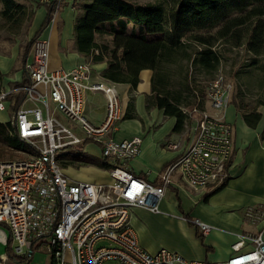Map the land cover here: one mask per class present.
<instances>
[{
  "label": "built area",
  "instance_id": "1",
  "mask_svg": "<svg viewBox=\"0 0 264 264\" xmlns=\"http://www.w3.org/2000/svg\"><path fill=\"white\" fill-rule=\"evenodd\" d=\"M58 1L57 10L62 0ZM50 48V39L38 36L33 59L25 65L28 82L0 89V111L13 105L16 93L24 94L8 121L11 132L27 146L16 150L24 157L0 160V245L6 246V253L0 252V264L17 262L34 247H44L51 264H264L261 234L241 235L233 245L235 254L226 260L189 261L167 248L148 251L131 224L135 206L160 210L166 186L175 174L194 191L218 187L228 179L234 129L223 112L232 84L222 70L207 88V100L222 113L214 115L194 107L190 116H199L193 126L189 123L194 131L192 141L160 172L159 181H151L130 166L142 138L114 137L126 114L116 83L94 75L90 61L69 69L51 68ZM87 90L101 91L106 98L101 123H94L85 113ZM87 142L100 147L109 182L79 180L66 173L57 152ZM167 146L178 149L181 144L169 141ZM246 216L256 221L264 212L251 207ZM191 221L202 234L212 229L199 218ZM246 238L254 247L240 251Z\"/></svg>",
  "mask_w": 264,
  "mask_h": 264
},
{
  "label": "crops",
  "instance_id": "2",
  "mask_svg": "<svg viewBox=\"0 0 264 264\" xmlns=\"http://www.w3.org/2000/svg\"><path fill=\"white\" fill-rule=\"evenodd\" d=\"M43 0L31 1L34 14L27 30L29 37L25 43L12 42L5 50H0V89H11L24 83L27 78L25 65L33 59L32 38L38 36L50 39V67L72 68L80 62L90 61L93 74L103 76L107 61L92 62L77 49L75 22L88 0H62L53 20L42 30L47 15ZM51 1V0H50ZM62 5V6H61ZM37 36V37H38ZM152 69L145 68L139 73L136 87L125 82H115L127 115L118 122L114 131L117 140L141 137L139 153L130 161L133 172L151 181L160 180V172L172 163L192 141L195 124L182 130L175 129L177 118L165 114L163 108L149 106L147 96L151 93ZM261 118L256 126L246 123L242 113L234 103L224 110L225 118L233 124V155L230 161L229 177L218 187L194 191L188 187L179 174L166 186L165 196L160 202V210L155 212L135 206L131 211V224L135 228L141 245L150 252L167 248L180 253L189 261L216 262L235 254L233 245L241 235H262L264 239V216L259 220L247 218L249 208H260L264 212V104L258 107ZM85 113L94 123L103 122L106 114V98L101 91L85 92ZM213 114V113H212ZM169 141L180 142L181 147L171 149ZM98 159L88 164L68 163L63 167L89 166L106 173L107 180H86L109 182L111 176L102 164L101 149L94 143ZM68 156H62V162ZM67 173V172H66ZM68 174V173H67ZM71 174V173H70ZM69 174V175H70ZM72 175V174H71ZM76 178V175H72ZM76 179H79L78 177ZM85 180V179H79ZM199 218L212 226L211 231L202 234L199 227L186 216ZM254 247L250 238L245 239L240 251ZM45 253L48 255H45ZM52 258L44 247H38L28 262L9 260L6 264H51Z\"/></svg>",
  "mask_w": 264,
  "mask_h": 264
},
{
  "label": "trees",
  "instance_id": "3",
  "mask_svg": "<svg viewBox=\"0 0 264 264\" xmlns=\"http://www.w3.org/2000/svg\"><path fill=\"white\" fill-rule=\"evenodd\" d=\"M42 2L47 7L43 30L53 20L59 1ZM0 3L3 18L16 29L34 14L18 0ZM75 41L77 49L92 62L107 61L103 77L113 82L136 87L140 71L152 69L147 104L176 116L178 131L192 121L190 111L194 107L205 110L208 85L228 62L227 50H242L239 65L235 68L234 61L230 66L234 84L229 103L235 104L250 126H256L261 118L258 107L264 104V0H88L75 22ZM255 85L260 93L252 98ZM23 95H14V109ZM24 145L11 132L10 122L0 121V158H13ZM76 162L93 161L70 158L62 164ZM37 249L32 248L31 254L18 260L30 263Z\"/></svg>",
  "mask_w": 264,
  "mask_h": 264
},
{
  "label": "rangeland",
  "instance_id": "4",
  "mask_svg": "<svg viewBox=\"0 0 264 264\" xmlns=\"http://www.w3.org/2000/svg\"><path fill=\"white\" fill-rule=\"evenodd\" d=\"M19 2L23 3L26 5L29 9L33 7L31 1H36V0H18ZM134 2L138 3H149V2H156L157 0H131ZM62 6V5H61ZM81 7V10L83 5L80 4L79 8ZM2 4L0 3V50H5L7 49L12 42H20V43H25L27 41V37H29L28 34V24L31 20V16L26 19L24 25L20 29H16L14 26L9 24L2 16L1 11H2ZM227 57L229 58L228 62L225 64L224 68H222V73L225 75L227 82H230L234 84L233 78L231 77L230 74L233 75L231 71V64L232 62H236L234 67L236 68L240 61L242 60L244 54L242 50H227L226 53ZM253 92H251L250 96L252 98H255L258 93V86L252 87ZM13 104H14V98H13ZM205 109L209 113H213L214 115H219L221 111L215 110L212 108L210 105V101L206 100L205 102ZM14 113V105L8 107L6 110L0 111V121H8L12 114ZM222 113V112H221ZM198 113H195L192 116V119L195 120L198 118ZM82 134V133H81ZM92 144H75V145H70L67 146L57 152L58 158L62 161V156H68L67 159L69 158H89V159H98V151L96 149V146L93 147L91 146ZM15 156L13 158H10L9 156H6L4 158H0V160H8V159H15V158H21L24 157L25 155L19 151H15ZM66 172L68 174L76 175V178L78 177L79 179H85V180H92V179H97V180H107L108 176L106 173L100 172L93 167H67ZM70 174V176H72ZM0 252L1 253H6V246L5 245H0ZM45 255H47L45 253ZM48 256V255H47Z\"/></svg>",
  "mask_w": 264,
  "mask_h": 264
}]
</instances>
